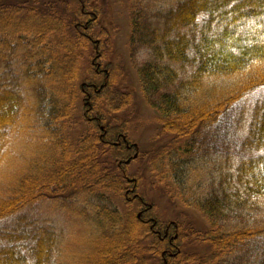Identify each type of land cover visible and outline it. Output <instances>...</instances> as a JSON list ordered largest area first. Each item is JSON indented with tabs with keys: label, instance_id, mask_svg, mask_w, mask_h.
Listing matches in <instances>:
<instances>
[{
	"label": "trees",
	"instance_id": "16d2710c",
	"mask_svg": "<svg viewBox=\"0 0 264 264\" xmlns=\"http://www.w3.org/2000/svg\"><path fill=\"white\" fill-rule=\"evenodd\" d=\"M130 1L131 56L149 51L150 60L136 72L159 125L146 151L132 140L138 113L133 95L125 91V66L114 64L115 42L100 24L105 3L0 0V47L17 41L24 49L39 48L28 54L36 58L16 72L8 56H0V71H5L0 76V161L23 122L35 113L44 117L48 85L68 98L48 127L52 158L0 198V223L46 200L71 204L85 194L106 204L94 212L102 234L93 264H204L205 259L220 264L264 236V226L228 233L221 225L241 210L258 212L264 203V95L245 119L233 178L223 175L219 193L197 203L211 233H200L180 219H186L183 214L159 223L157 206L148 193L139 192L142 169L149 168L175 203L169 183H163L165 169L170 179L181 163L196 159L205 127L264 89V0H177L157 12ZM215 80H231L230 87L208 105L196 104L192 97ZM186 93L194 105L189 100L186 106ZM120 118L123 125L113 137ZM136 161L143 168L130 172ZM110 198L122 208L111 205ZM59 237L51 226L19 216L0 231V264H52ZM194 245L208 252L192 251Z\"/></svg>",
	"mask_w": 264,
	"mask_h": 264
},
{
	"label": "rangeland",
	"instance_id": "374dc122",
	"mask_svg": "<svg viewBox=\"0 0 264 264\" xmlns=\"http://www.w3.org/2000/svg\"><path fill=\"white\" fill-rule=\"evenodd\" d=\"M101 1L105 3V6L100 24L107 29L115 42L114 64L121 63L125 66V72L129 76V83L125 91L133 95L134 108L138 113L133 126L132 140L139 149L146 151L151 148L159 125L156 123L155 113L148 106L141 92L136 67L139 68L150 60L149 51L143 49L138 53H133V57L131 56L129 18L132 2L130 0ZM175 1L177 0H136L134 4L151 12H157L170 8ZM38 49L33 46L24 49L22 44L20 46L15 41L9 47L5 44L1 45L0 56L7 55L9 64L11 61L16 72L18 71L17 67L23 69L27 62L36 58L37 54L32 53L29 56L28 54L36 52ZM1 62L0 65H2ZM3 67L6 68L5 64ZM3 73H5L4 70L0 71V76ZM85 75L86 72L82 69V80ZM23 79L26 80V77ZM229 81L231 80L212 81L199 92V95L194 97L186 93V106L190 105L188 101L191 100V97L197 101L192 102L191 100V105H194V102L202 106L208 105V102L221 95L223 88L230 87ZM25 82L27 83V81ZM53 88L52 85H48L44 117L40 118L37 116L38 113H35L37 115L32 114L27 121L23 122L21 130L10 143L2 162L0 161V198L10 196L22 179L33 176L53 156L54 152L49 144L52 141L47 132L48 127L55 117L62 114L68 102V98H62ZM262 95H264V89L247 95L225 117L206 126L203 130L201 153L196 159L181 163L170 179V170L165 169L163 183H169L175 203L162 193L163 185L155 181L148 167L147 169L143 168L138 161L131 165L130 172H135L139 167L143 168L144 176L139 192L148 193L150 201L157 206L159 223L175 221L180 214H183L186 219H180L186 223H192L200 233H211L213 228L205 215L197 209V203L219 193L223 175L230 177V180L233 178L234 155L242 136L245 119L250 108ZM33 102L35 101L33 100ZM83 110L82 106L81 113ZM121 122V118L117 119L114 131L111 133L113 137L121 130L120 126L123 125ZM80 133L81 131L77 130L73 135L76 138ZM228 185L226 184V186ZM110 199L111 205L117 209L122 208V202L114 198ZM126 201L131 202V199ZM105 205L96 197L79 194L72 199L71 204L58 200H46L32 209L22 212L19 216H27L41 221L60 234L59 246L52 264H93L95 253L101 248L98 239L102 234L99 225L102 223L94 212ZM19 216L13 215L4 219L0 223V231L11 228ZM221 225L224 232L228 233L264 226V203L261 204V209L258 212L254 213L249 209L241 210L234 214L232 220L221 223ZM156 226L161 228L158 223ZM191 250H196L201 254L208 252L207 247L200 245L192 246ZM211 260L205 259L204 264H212ZM220 264H264V236L249 242L242 251L225 258L220 261Z\"/></svg>",
	"mask_w": 264,
	"mask_h": 264
},
{
	"label": "water",
	"instance_id": "95a60500",
	"mask_svg": "<svg viewBox=\"0 0 264 264\" xmlns=\"http://www.w3.org/2000/svg\"><path fill=\"white\" fill-rule=\"evenodd\" d=\"M137 157H138V155H135V156H134V158H137Z\"/></svg>",
	"mask_w": 264,
	"mask_h": 264
}]
</instances>
